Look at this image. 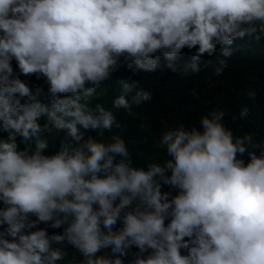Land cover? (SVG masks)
<instances>
[{"label":"clouds","instance_id":"1","mask_svg":"<svg viewBox=\"0 0 264 264\" xmlns=\"http://www.w3.org/2000/svg\"><path fill=\"white\" fill-rule=\"evenodd\" d=\"M261 36L264 0H0V264H264V142L216 107L160 135L163 162L136 166L121 135L105 139L113 111L92 104L121 59L219 76L235 38ZM21 76L43 78L50 103ZM117 82L112 108L152 100Z\"/></svg>","mask_w":264,"mask_h":264},{"label":"trees","instance_id":"2","mask_svg":"<svg viewBox=\"0 0 264 264\" xmlns=\"http://www.w3.org/2000/svg\"><path fill=\"white\" fill-rule=\"evenodd\" d=\"M244 41L249 55L242 57L234 51L239 42ZM233 54L227 59V67L222 75L213 74V67H205L201 64V71L187 77L180 72H173L165 65L167 61L160 56V67L153 72L138 70L130 61H123L111 74V78L103 82L97 89L98 98L92 101L103 104L113 111L121 128L113 127L112 133L105 132V139L112 134H119L125 143L136 166H146L150 159L163 162L167 157L165 153L155 147L160 135L169 129L183 123L185 127H199V118L210 109L219 107L226 111L224 123L231 128L236 135L244 133L254 134L256 142H264V36L259 40L252 37L235 38L232 45ZM195 49H183L177 59V64L189 60ZM221 46H217L216 53L212 57L205 55L202 59L213 62L220 56ZM15 68V62H13ZM28 82L35 92L37 87L43 89L39 99L42 103L49 104L46 95L47 84L43 78L35 76L20 77ZM128 79L138 81L141 88L151 92L152 100L142 102L140 105H131L132 115H128L124 109L112 108V101L120 95L118 80ZM195 91L196 95L192 93ZM254 93V95H249ZM131 95V94H130ZM130 100V96H129ZM23 102V101H22ZM246 107L248 114L240 117L241 110ZM237 117L233 122L232 117ZM6 135V134H3ZM92 135H95L92 133ZM49 152L58 147V140L51 145ZM247 160V157H244ZM165 191L169 189L164 188ZM46 228L49 234L59 233L62 229H51L47 225H38ZM67 251L74 252L71 246ZM110 252V249L106 250ZM133 248L130 252L134 253ZM133 257L129 255L125 264Z\"/></svg>","mask_w":264,"mask_h":264}]
</instances>
